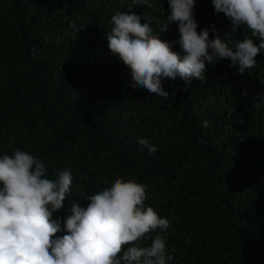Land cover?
Instances as JSON below:
<instances>
[{
  "label": "trees",
  "instance_id": "obj_1",
  "mask_svg": "<svg viewBox=\"0 0 264 264\" xmlns=\"http://www.w3.org/2000/svg\"><path fill=\"white\" fill-rule=\"evenodd\" d=\"M149 3L0 0V155L29 151L50 179L71 171L72 191L53 219L66 221L76 199L86 207L81 195L135 178L147 185L145 207L169 220L143 244L161 233L169 264H264V50L244 73L218 59L202 81L165 80L167 98L133 88L106 32L123 11L147 15L158 33L171 9ZM193 15L212 38L232 32L212 0H196ZM179 36L178 23L161 32ZM141 138L157 150L149 154ZM64 234L62 221L56 236Z\"/></svg>",
  "mask_w": 264,
  "mask_h": 264
},
{
  "label": "clouds",
  "instance_id": "obj_2",
  "mask_svg": "<svg viewBox=\"0 0 264 264\" xmlns=\"http://www.w3.org/2000/svg\"><path fill=\"white\" fill-rule=\"evenodd\" d=\"M212 3L216 13H223L232 23L226 38L210 37L208 27L198 31L193 15L196 0H168L171 11L158 33L147 15L146 22L135 13L121 11L111 16L108 48L129 69L133 88L167 98L165 80L179 76L187 84L193 78L202 81L207 64L218 59H230L241 73L255 66L264 50V0ZM133 4L153 6L149 0H133ZM169 23H178V41L162 39L161 32ZM241 28L251 35L229 46L227 41ZM175 43L183 55L174 50ZM138 143L149 154L157 150L147 138ZM72 183L68 169L60 171L57 179L47 178L44 161L29 151L17 148L0 155V264H169L174 259L159 232L149 245L143 244L157 229L169 227L167 218L145 207L147 185L135 178H116L109 187L81 195L89 201L86 207L74 200L66 221L53 219L65 207ZM62 221L66 234L57 237Z\"/></svg>",
  "mask_w": 264,
  "mask_h": 264
}]
</instances>
